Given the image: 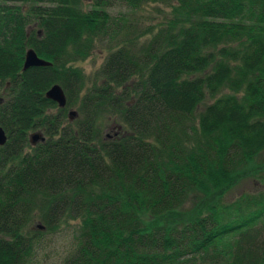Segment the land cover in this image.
Segmentation results:
<instances>
[{
	"label": "trees",
	"instance_id": "trees-1",
	"mask_svg": "<svg viewBox=\"0 0 264 264\" xmlns=\"http://www.w3.org/2000/svg\"><path fill=\"white\" fill-rule=\"evenodd\" d=\"M149 4L170 19L110 10ZM0 126V264L61 224L59 264H264V192L224 198L264 166V0H0Z\"/></svg>",
	"mask_w": 264,
	"mask_h": 264
},
{
	"label": "rangeland",
	"instance_id": "rangeland-1",
	"mask_svg": "<svg viewBox=\"0 0 264 264\" xmlns=\"http://www.w3.org/2000/svg\"><path fill=\"white\" fill-rule=\"evenodd\" d=\"M83 1L85 3V6H88L89 4L91 5V0ZM110 10L111 14L113 15H118L121 12L129 14V18L131 19V21L137 22L141 29L149 25L161 22V20L163 22L167 21L168 19H170L171 15V8L166 7L163 4H158V6L156 4H149L131 13L130 11H128L127 8L124 9V6L122 5H116ZM101 44L102 43H97L93 51H91V55L85 60H83L82 62H74V65L80 67L86 75L92 74V72L95 71L101 65L102 60L106 55V48H102ZM206 102L210 103L211 99L207 98ZM69 110L76 111V107L73 106L71 108H68V111ZM55 111L56 109H51L49 112L54 113ZM111 129V126L106 125L104 128L105 134L109 135ZM256 160V162L264 161V151L259 155V158ZM255 167H258L259 175L253 177L248 176L247 178H243L236 186L232 187L226 193L224 198H229L230 200L228 199V201H231L232 199L240 195L242 192H248L251 194L257 191L264 192V166L260 163H255L250 164L248 166V169L250 170ZM72 227H74L73 224H61L55 231L44 233L43 238L39 243L37 253L34 256V264H59L60 261L65 258L74 248L73 246H75L72 237L74 234V228Z\"/></svg>",
	"mask_w": 264,
	"mask_h": 264
},
{
	"label": "water",
	"instance_id": "water-1",
	"mask_svg": "<svg viewBox=\"0 0 264 264\" xmlns=\"http://www.w3.org/2000/svg\"><path fill=\"white\" fill-rule=\"evenodd\" d=\"M51 62L39 57L36 52L32 48H28L24 55V61H23V67L22 70H25L32 66H46L50 65ZM45 97L50 99L51 101L55 102L58 107H63L66 104V96L64 94V91L62 87L59 84H53L45 93ZM76 112L74 110H70L67 114L69 116V119L72 120V118L76 115ZM30 142L31 144H36L38 141H43L44 136L40 131L33 132L30 135ZM7 141V135L4 129L0 126V146L5 144ZM37 228L42 229L43 226L38 224Z\"/></svg>",
	"mask_w": 264,
	"mask_h": 264
}]
</instances>
